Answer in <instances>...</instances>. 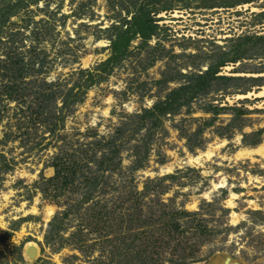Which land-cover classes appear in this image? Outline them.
<instances>
[{
	"label": "rangeland",
	"instance_id": "obj_1",
	"mask_svg": "<svg viewBox=\"0 0 264 264\" xmlns=\"http://www.w3.org/2000/svg\"><path fill=\"white\" fill-rule=\"evenodd\" d=\"M263 89L264 0H0V264H264Z\"/></svg>",
	"mask_w": 264,
	"mask_h": 264
},
{
	"label": "trees",
	"instance_id": "obj_2",
	"mask_svg": "<svg viewBox=\"0 0 264 264\" xmlns=\"http://www.w3.org/2000/svg\"><path fill=\"white\" fill-rule=\"evenodd\" d=\"M1 9H2V15H5V13L8 11V8H1ZM154 27H155V24L152 22V20L148 21V19H145L141 17L140 15L135 16L133 18V23L130 26V28L119 32L111 40L110 47L112 49V53L109 56V58L104 63H102L101 66H104L103 69H105L106 67H108L109 64L115 62L116 60L120 58V55L122 54L124 49L128 46V44L130 43V41L132 40L135 34H140L141 36L146 37L153 31ZM90 75L92 76V74ZM91 81H93V79H91ZM36 94H37V97H35L37 98L36 103L35 104L31 103V105H27L26 106L27 109L30 107L33 108V106H35L34 108H36V106H38L41 103H42V106H44L45 103H47V101L52 97V93L47 92L46 90H42L41 92H37ZM72 96H74L73 88L69 89V91L65 94V96L62 99L61 106L66 107L70 102L69 98H72ZM168 105H170V103H168ZM42 106H39V107H42ZM26 107L25 108L21 107L19 111L26 112ZM163 111H164V108H162V104H157L152 109L146 112L148 114H157V113H162ZM33 112L37 113L36 110H34ZM56 126H57L56 122H53V131L54 129H56ZM18 254H19V259H18L19 264H29L23 258V256L20 255V253Z\"/></svg>",
	"mask_w": 264,
	"mask_h": 264
},
{
	"label": "bare ground",
	"instance_id": "obj_3",
	"mask_svg": "<svg viewBox=\"0 0 264 264\" xmlns=\"http://www.w3.org/2000/svg\"><path fill=\"white\" fill-rule=\"evenodd\" d=\"M251 9L252 10H257V8H254V7H252ZM250 95H254L256 97H264V89L259 91V92L255 91L254 93L252 92V93H248V94L241 95V96L250 97ZM244 152L247 153V154H252V152H258V153L264 154V141L256 149H253V150L244 149ZM202 154L206 155L207 157H210L212 155V150L211 149H207L206 151L201 152L198 155H189L188 158H187V162H189V163L198 162ZM212 185H213L214 188L222 187L224 185V179H221L218 182H213ZM236 197H237V194L232 192V191H230V197H229V199H227L228 205H230L232 207L234 205L232 199H234ZM49 213H51V209H48V214ZM232 215L236 216V214L234 212L232 213ZM218 261L224 262V263L226 262V264H232V262L229 259L225 261V259L218 257Z\"/></svg>",
	"mask_w": 264,
	"mask_h": 264
},
{
	"label": "water",
	"instance_id": "obj_4",
	"mask_svg": "<svg viewBox=\"0 0 264 264\" xmlns=\"http://www.w3.org/2000/svg\"><path fill=\"white\" fill-rule=\"evenodd\" d=\"M35 253H36V250H35V247H29V248H27V250H26V254L28 255V256H30V257H34L35 256ZM221 256V255H220ZM230 260V258L229 257H226L225 258V261L226 260ZM225 264H226V262H225ZM232 264H239L238 262H236V261H234V263H232Z\"/></svg>",
	"mask_w": 264,
	"mask_h": 264
}]
</instances>
